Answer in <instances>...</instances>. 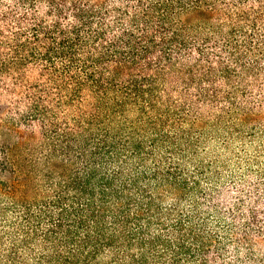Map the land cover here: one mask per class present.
<instances>
[{"label": "trees", "instance_id": "obj_1", "mask_svg": "<svg viewBox=\"0 0 264 264\" xmlns=\"http://www.w3.org/2000/svg\"><path fill=\"white\" fill-rule=\"evenodd\" d=\"M0 264H264V0H0Z\"/></svg>", "mask_w": 264, "mask_h": 264}]
</instances>
